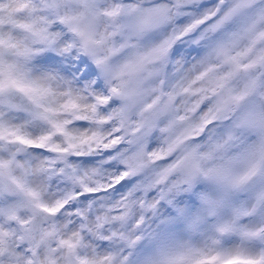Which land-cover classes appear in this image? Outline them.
<instances>
[{
    "label": "snow or ice",
    "instance_id": "6c2138e0",
    "mask_svg": "<svg viewBox=\"0 0 264 264\" xmlns=\"http://www.w3.org/2000/svg\"><path fill=\"white\" fill-rule=\"evenodd\" d=\"M0 264H264V0H0Z\"/></svg>",
    "mask_w": 264,
    "mask_h": 264
}]
</instances>
